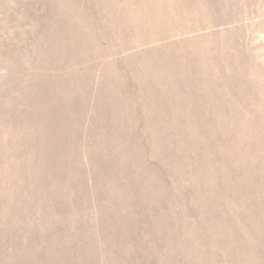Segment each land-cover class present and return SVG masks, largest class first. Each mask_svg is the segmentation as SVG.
Instances as JSON below:
<instances>
[{"label": "rangeland", "instance_id": "obj_1", "mask_svg": "<svg viewBox=\"0 0 264 264\" xmlns=\"http://www.w3.org/2000/svg\"><path fill=\"white\" fill-rule=\"evenodd\" d=\"M0 264H264V0H0Z\"/></svg>", "mask_w": 264, "mask_h": 264}]
</instances>
